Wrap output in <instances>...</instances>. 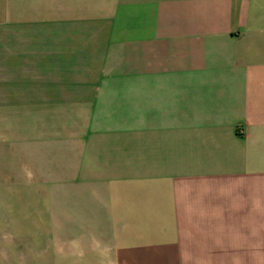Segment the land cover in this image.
Wrapping results in <instances>:
<instances>
[{"label":"crops","instance_id":"1","mask_svg":"<svg viewBox=\"0 0 264 264\" xmlns=\"http://www.w3.org/2000/svg\"><path fill=\"white\" fill-rule=\"evenodd\" d=\"M68 172L76 264H264V0H0V177Z\"/></svg>","mask_w":264,"mask_h":264},{"label":"rangeland","instance_id":"2","mask_svg":"<svg viewBox=\"0 0 264 264\" xmlns=\"http://www.w3.org/2000/svg\"><path fill=\"white\" fill-rule=\"evenodd\" d=\"M69 173L60 191L23 177H0V264H76L71 251L62 246L58 252L51 235L60 233L67 241L75 234V178ZM54 216L65 217L59 223L65 230L54 226Z\"/></svg>","mask_w":264,"mask_h":264}]
</instances>
